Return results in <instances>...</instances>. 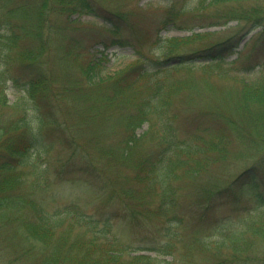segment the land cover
I'll return each mask as SVG.
<instances>
[{
	"label": "trees",
	"instance_id": "trees-1",
	"mask_svg": "<svg viewBox=\"0 0 264 264\" xmlns=\"http://www.w3.org/2000/svg\"><path fill=\"white\" fill-rule=\"evenodd\" d=\"M158 1L121 13L116 2L107 8L104 0H0V264H119L123 252L133 264H151L161 255L180 264H264V73L252 76V65L230 76L237 59H225L245 35L264 27V0ZM101 6L118 17L112 27L60 26L64 15H100ZM160 12L165 15L159 19ZM124 14L129 28L123 37ZM165 23L190 33L157 34ZM213 26L224 28L201 30ZM128 36L140 43L139 57L101 74L94 44L129 43ZM256 38H264L263 28ZM225 79L232 83L224 89L213 82ZM9 83L24 100L17 116L8 110ZM201 92L220 94L196 112ZM182 111L198 119L185 136L176 122ZM46 129L73 154L97 162L105 177L87 165L84 182L70 190L57 187L63 179L54 184L30 154L49 148ZM211 165L212 173L202 177ZM27 166L34 174L30 181ZM115 168L121 172L117 181L111 176ZM79 186L90 193L88 204L108 205L116 194L133 198L125 217L139 231L155 227L159 237L148 241L156 246H146L155 255H130L145 248L128 241H98L92 234H99V215L76 202L57 203L60 188L79 192ZM183 191L189 216L175 211Z\"/></svg>",
	"mask_w": 264,
	"mask_h": 264
},
{
	"label": "rangeland",
	"instance_id": "rangeland-1",
	"mask_svg": "<svg viewBox=\"0 0 264 264\" xmlns=\"http://www.w3.org/2000/svg\"><path fill=\"white\" fill-rule=\"evenodd\" d=\"M29 0H15V2H28ZM33 1V0H32ZM105 2L103 5L107 7L109 3L116 2L113 4L115 7L116 12H123L128 13L130 12L134 7L143 6L147 4L148 2L154 1L156 3H162L158 0H104ZM166 0H164L165 2ZM101 2V1H100ZM108 8V7H107ZM112 9V8H110ZM119 10V11H118ZM159 11L162 12V9H159ZM160 12V14H161ZM99 14L101 17H98L99 15H92L87 13H78L74 12L71 13V16H62L60 19V26H64L66 22L68 21L70 26L71 24L74 25L76 22L78 25H82L81 22L87 23V24H95V23H102L105 27H109L112 25L113 20H117L118 17L116 16H109L106 11H104V7L101 6V9L99 11ZM165 14H161L159 16V19L164 16ZM111 17V18H110ZM123 18H120V28H122V34L124 36L128 35V30L126 28H129L127 26L128 17L127 15H123ZM104 18H108L107 20H104ZM137 16L134 17V20L137 21ZM112 19V20H111ZM130 21V17H129ZM52 25L56 24V18L52 19ZM91 24V25H92ZM230 25L235 24V22H230ZM223 26H213L208 28H201V30H219L223 29ZM263 28L264 33V27H256L252 31H250L245 37L242 39V41L239 43V45L231 52H229L225 59L227 61H233L236 60L235 66L233 67V74L231 73L230 76H237L240 73H244L246 71H243L245 68L250 67L253 65L252 69L248 70L253 73L252 76H256L259 74L264 73V38H256L258 35V32L260 29ZM46 29V28H45ZM45 29H43L44 32ZM198 30V29H197ZM80 32V31H79ZM78 32V33H79ZM84 33L83 31H81ZM190 33V31L177 29L173 27L172 24H164L158 29L157 26V34H160L161 36H180V35H186ZM48 34L52 40H53V29L51 27H48ZM55 35H61L63 38H67L68 35L65 33H59L55 32ZM129 39V43H123V44H110L108 47H104L100 42H96L94 44L93 50L95 52V57L101 60L102 63V71L101 74H112L113 72H116L117 70L124 68L128 65H130L135 59H137L138 56V50H141L140 43H137L132 39L130 36L127 37ZM132 41V42H131ZM235 74V75H234ZM215 79L217 77H214ZM219 89H224L225 85H228L227 82L232 83L230 80H214L213 81ZM238 84H235L234 87L238 88ZM199 91V90H198ZM216 95L206 94L201 92L198 95L197 100L194 102V110L196 112H201L204 110H207L209 107V104L215 100L216 97H218L217 92H215ZM6 98L9 103L8 110L9 112L13 113L15 116L20 114L22 112V108L25 107L24 100L21 98L18 93L9 86L7 87V93ZM199 118H201L199 116ZM191 121L189 122L188 120ZM197 119L194 116V113H191L190 116H188L187 113L181 112L179 116V120H177V124L179 125V122L182 124L179 125V134L180 135H186V132H190L193 129V120ZM198 120V119H197ZM147 127V124H143L136 132L138 134L142 133L145 128ZM136 133V134H137ZM44 138L48 143H50L49 148H42V150L39 152V155L33 154V150L30 149V154L33 158V162H36L37 164H43L46 166V173L49 174V179L54 180V184L59 181L60 179H63L62 182L57 183V187L60 185L62 187L71 188V186L84 182L85 177L88 175V171H85L83 169L84 166L88 165V168L90 166L91 171L94 173V175L100 177L103 179L105 177V173L100 170V166L97 165V162H87V157H82L79 154H73L72 149L65 146L64 144L60 143L58 141V135L55 131L51 129H46L44 131ZM38 149V148H36ZM62 164H65L66 167L69 169H72L74 171L67 172L62 171ZM78 168L79 171H76L75 169ZM204 169V168H202ZM214 169V165H211L207 171L202 173V177H206L212 173ZM26 176L28 178V181H30L33 177V170L30 167H25L24 169ZM121 175V172L118 168H115L111 172V176L114 179V181L119 180V176ZM142 181V180H141ZM138 182V181H135ZM27 186V185H26ZM25 186V188H26ZM140 186V183L134 184L132 186V190H136ZM185 187V186H184ZM182 187V190L183 188ZM82 191L79 192H65L66 190L64 188H60L58 191L61 194V197L57 199V203L60 205L61 203H68V202H76L78 204V208L81 210H88L89 213L97 214L99 215V219L97 220V224L94 226L96 231L99 233L92 234L95 238H97L98 241L101 243L105 242L107 238H113L118 241L123 242H130L134 247L138 246H144L145 249L139 250V251H128L130 255L134 254H149L154 256V250H149L146 246H156V243H150L148 240L150 239H156L159 237V233L156 231L155 227L151 230L145 231H139L135 228L133 221L125 217V212L128 209L129 204H133L134 199L133 198H127L120 196L116 194L111 199V203L108 205H105L103 203H100L99 200L94 201L92 204L87 203V196H90V193H86L84 187L79 186ZM108 188V186H107ZM181 190V191H182ZM107 195H111L108 193L106 189ZM16 194H22V192H16ZM189 203V199L186 197L185 191H183V194L181 195L180 199L177 197V207L175 211L179 209H183L184 212L189 216V213L187 211V208L184 206L185 204ZM183 207L181 208V206ZM127 206L126 209H124ZM190 206V205H187ZM89 208V209H88ZM110 215L109 219H106L104 215ZM133 219V218H132ZM175 227V226H174ZM77 228V226H76ZM182 230V227H175V233ZM188 229L183 230V234L186 235ZM89 232H95L93 228L89 230ZM174 237V236H173ZM172 237V238H173ZM125 240V241H124ZM152 244V245H151ZM34 245V244H33ZM31 245V246H33ZM120 244L115 245L114 249L118 250ZM3 249V248H1ZM37 248L35 247V250ZM226 253V249H223V254ZM121 257V260L118 261L119 264H133L130 262L129 258H127V252H123L119 255ZM167 259L169 262L168 264H180L179 261L176 259L174 260L173 257L167 256V255H161L157 256L155 260L151 262V264H158V262H162L161 259ZM28 260H26L24 263L17 259V262L14 264H28ZM141 264V263H138Z\"/></svg>",
	"mask_w": 264,
	"mask_h": 264
}]
</instances>
